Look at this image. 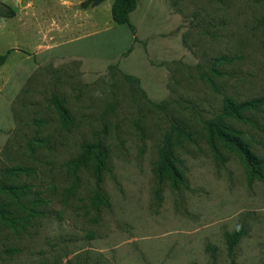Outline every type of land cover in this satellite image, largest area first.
Returning <instances> with one entry per match:
<instances>
[{
  "label": "rangeland",
  "instance_id": "1",
  "mask_svg": "<svg viewBox=\"0 0 264 264\" xmlns=\"http://www.w3.org/2000/svg\"><path fill=\"white\" fill-rule=\"evenodd\" d=\"M107 2L91 10V30L110 21ZM164 3L185 18L196 64L167 63L169 96L154 103L119 69L86 74L78 61L38 55L84 34L74 27L86 23L80 0H0V55L9 53L0 62V203L11 204L10 217L34 211L17 226L0 218V264H264V183L201 124L225 97L264 98V0ZM101 40L73 47L99 51ZM54 95L70 110L67 129ZM227 123L264 159V105ZM175 125L191 134L173 140L179 188L154 172ZM98 139L108 151L100 191L109 205L95 200L94 155L79 162ZM12 186L28 188L26 209ZM239 228L230 254L226 235Z\"/></svg>",
  "mask_w": 264,
  "mask_h": 264
},
{
  "label": "crops",
  "instance_id": "2",
  "mask_svg": "<svg viewBox=\"0 0 264 264\" xmlns=\"http://www.w3.org/2000/svg\"><path fill=\"white\" fill-rule=\"evenodd\" d=\"M84 1L80 0V3ZM107 1L91 9L84 8L86 23L79 27L74 25L84 33L79 38L66 41L57 38V43L43 47L38 55L52 62L78 61L81 69L92 75L105 73L111 66H117L124 75L137 78L139 86L146 90L145 94L147 92L146 95L154 103L166 101L169 96L168 78L171 77L166 64H196L195 56L189 53L184 42V28L181 26L185 18L170 11L164 0H137V7L130 14V22L135 28L132 32L128 25L115 26L111 19L113 3ZM106 2L110 21L101 28L91 30V12L99 10ZM98 37L103 38L99 51L73 47L82 40Z\"/></svg>",
  "mask_w": 264,
  "mask_h": 264
},
{
  "label": "trees",
  "instance_id": "3",
  "mask_svg": "<svg viewBox=\"0 0 264 264\" xmlns=\"http://www.w3.org/2000/svg\"><path fill=\"white\" fill-rule=\"evenodd\" d=\"M106 0H86L81 6L82 8H90L100 5ZM137 0H114L112 5V20L116 25H128L132 32H135L134 26L130 22V14L136 9ZM9 53L5 55H0V62L3 63ZM221 61H230L225 56H222L218 59L217 62ZM117 69V66H111L109 69ZM119 71V70H118ZM120 72V71H119ZM123 74V73H122ZM127 79L136 81L139 84V80L132 76L124 75ZM140 88V87H139ZM142 91V90H141ZM52 102L56 111L58 112L61 121L64 127L67 129L72 126L73 119L70 113V110L66 107L63 99L54 95ZM264 105V98H256L248 101L237 102L232 97H225L223 100V110L222 112L215 116L212 119H204L201 124L206 135L209 136L211 141H218L226 146H230L235 149L238 155L242 158L246 167L249 169L251 177L257 178L264 183V159L260 158L255 152L251 149L248 143L244 141L241 136V132L232 127L227 123V119L232 117L235 119L243 120L246 110L250 108H257L258 106ZM175 131L174 135L171 134L167 136L164 144L160 149V158L156 164L155 175L159 183H163L165 179H170L173 182L175 188H179V182L182 180V174L177 166V158L174 153L173 147L174 142L177 144L180 143L181 138L190 139L191 134L186 130L185 127L180 125L173 126ZM83 157L79 159V162L86 166L87 158L91 155H94L95 159V173H96V184L97 190L95 193V200L98 204L109 205L108 200L100 191L101 181L103 179V172L107 169V159L108 151L103 145L101 139H98L96 143L84 144L83 146ZM6 191H9V194L12 196L13 200L16 201V205L22 209H26V203L21 202V195H27L29 190L27 187L12 186L9 187ZM11 204H1L0 203V218L7 222L11 226H17L19 221L24 219H29L33 216L34 211L31 210L29 215H13L9 216L13 211L10 210ZM245 230L239 228L233 233H228L226 235V241L228 245V251L230 254L233 253L234 248L240 242V239L244 235Z\"/></svg>",
  "mask_w": 264,
  "mask_h": 264
}]
</instances>
